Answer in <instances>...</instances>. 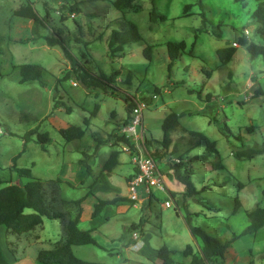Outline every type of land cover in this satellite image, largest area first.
<instances>
[{"label": "rangeland", "instance_id": "374dc122", "mask_svg": "<svg viewBox=\"0 0 264 264\" xmlns=\"http://www.w3.org/2000/svg\"><path fill=\"white\" fill-rule=\"evenodd\" d=\"M113 1L0 0V187L10 183L22 185L30 180L11 167V158L19 155L16 167L30 168L32 178L61 179L62 194L71 201L62 210L71 217L79 214L80 228H95L92 236L98 246L74 247L77 257L104 264H158L156 251L164 245L177 250L187 244L196 250L201 246V241L195 240L188 229L186 210L181 205L177 207L169 194L175 192L176 199L181 201L184 188L177 181L170 184L167 180L168 190L155 191L156 199L146 206V196L139 188L137 201L107 205L92 219L96 197L130 199L127 182L134 168L122 145L109 139L112 129L128 117L129 111L121 91L110 94L86 90L70 72V60L60 45L49 44L46 37L61 29L69 37L68 46L76 59L80 60L82 53L93 58L92 64L86 65L90 69L97 64L110 74L123 67L118 77L119 89L134 95L137 101L149 103L142 117L147 139L161 140L165 117L170 112H184L180 124L205 134L215 143L218 154L210 155L207 162L195 159L204 152L199 145H180L178 153L168 160L170 163L183 157L190 161L191 181L198 190L186 200L190 223L210 236L226 240L249 224L245 211L264 207V151L251 154L264 148V58L259 55L251 59L246 46L237 43L241 36L250 42L264 43L256 33L252 16L264 0H135L140 9L124 13L114 7ZM28 2L34 3L42 15L43 6L48 3L45 6L52 19L51 30L36 31L31 20L13 15L16 8ZM74 2L80 11L66 10L62 20L58 8ZM124 20L136 25L142 40L125 46L123 54L112 61L108 38L112 29H122ZM168 41L186 44L170 70ZM146 45H151L150 60L143 54ZM227 46H234L235 53L222 65L217 50ZM23 63L38 64L47 73L41 81L19 83L14 68ZM125 69L133 72L129 88L123 84ZM148 84L159 88L155 98L147 93ZM95 103L99 109L89 118L85 136L88 146L83 149L89 155L85 159L91 167L88 174L80 164L84 158L80 141L67 142L58 130L70 125L83 127V119L89 117ZM250 127L252 130L248 131ZM32 129L36 133L27 140L26 133ZM39 133L47 135L46 143L37 141ZM91 133H95L94 138L89 136ZM179 136L173 134L172 139ZM114 150L122 151L119 164L111 172H103V165ZM238 151L244 153L243 157L236 156ZM211 163L218 166L212 168ZM158 169L164 176L171 171L168 165L158 164ZM99 177L102 191H96L95 197L88 195L80 203L74 202ZM204 186L207 188L203 189ZM235 198L239 199L240 208L233 214ZM165 200L171 201L170 207L164 205ZM140 217L143 222L137 230L143 244L134 251L130 241L132 230L128 227ZM32 235L38 238L16 240L0 225V246L9 264H40L36 261L38 251L50 249L53 242L62 239V220L43 218ZM9 241L15 243V254L8 250ZM174 258L176 262L190 261L180 255ZM220 261L215 264H264V226L232 240Z\"/></svg>", "mask_w": 264, "mask_h": 264}, {"label": "trees", "instance_id": "16d2710c", "mask_svg": "<svg viewBox=\"0 0 264 264\" xmlns=\"http://www.w3.org/2000/svg\"><path fill=\"white\" fill-rule=\"evenodd\" d=\"M135 0H114L112 3L114 7L120 12L124 13L125 10L138 11L140 6L134 3ZM48 4L45 2V5ZM45 9L44 14H40L34 3H26L19 6L13 11V15L22 17L32 21L33 29L36 31L39 28L51 30L52 19L50 12ZM69 10L70 12H79L77 2L63 4L58 8L61 11V19L64 20L62 14L64 11ZM154 12L150 14L152 19ZM252 16L256 22V33L264 42V1L258 3L256 9L253 11ZM161 20H165L164 16H160ZM75 24L81 27L78 21L75 20ZM122 29H112L108 38V49L109 56L112 58L123 54L125 46H130V43L139 42L142 40L141 34L138 32L136 25L129 21L124 20L122 22ZM70 34V33H68ZM49 44H58L63 50L64 56L70 60V72L76 77V80L83 85L88 91L102 90L105 93L115 94L119 91L122 92V99L124 100L125 107L129 111L128 117L120 124L117 123L116 128L112 129L109 134V139L114 141L116 145H130L129 140L122 134L119 133L120 128L126 124L130 119V108L134 106L137 100L134 95H130L126 90L119 89L118 77L121 75L123 67L113 69L110 74L104 73L97 64H94L93 68H88L86 65L92 64L93 58L84 53L81 54L80 60L72 54L69 49V37H66L64 32L59 29L52 32L51 37H46ZM238 44L246 46L251 59L262 55L264 58V43L257 44L247 40L245 36H241L238 39ZM186 44L184 41H168L166 42L167 54L169 57L168 70L171 69L172 64L176 61L182 51H184ZM234 46H227L225 48H219L217 50L218 57L222 65H226L235 53ZM151 45H146L143 49V54L147 60L151 59ZM83 61V62H81ZM94 61V60H93ZM113 61V59H112ZM84 63V64H83ZM18 74V82H30V81H41L46 75L47 71L38 64L23 63L16 65L15 68ZM209 76V73L207 72ZM69 74H67V78ZM121 80V79H119ZM133 82V72L125 69V78L123 84L131 87ZM144 82V81H143ZM147 93L153 95L159 94V88L157 86L147 85ZM146 92V91H145ZM200 94L198 95V97ZM146 97V96H145ZM149 104V103H148ZM99 105L94 104V108L89 112V117L83 119V127L77 125H70L65 128H60L58 132L67 141H80V150L83 154V159L80 160V164L84 165L87 173L91 172L90 165L87 164L85 159L89 158L86 150L88 145L85 140L86 128L90 124V119L96 115ZM184 112L176 113L170 112L164 119L161 128L163 137L161 140H146L147 151L155 158L157 165L169 166L170 172H167L165 180L177 181L184 188L181 193V201L176 199V193L169 191V194L174 199L176 206L181 205L186 210L187 218H185L188 229L195 240L201 241L199 250L194 249L190 244H187L182 250L172 249L167 246H162L156 251V258L158 264H215L221 262L226 249L229 247L232 240L237 239L243 235L254 233L259 228L264 226V207H256L255 209L245 211V215L249 221V224L239 233L233 234L231 239L223 240L220 237L210 236L202 228L193 226L190 223L191 213L188 211V205L186 200L192 198L198 190L191 181L192 171L189 168V160L183 157H177L176 161L169 163V156H173L178 153V146H194L199 145L204 147V152L196 155L195 159L203 162L208 161V157L211 155L218 154L215 148V143L211 141L205 134L197 131L187 130L179 122L180 117ZM113 115V113H112ZM226 128V126H225ZM254 129V127H253ZM252 127L248 128L251 131ZM36 133V129L29 130L26 133L27 140ZM180 134V136L173 140V134ZM90 137L94 138L95 133L89 134ZM190 136V138H188ZM37 141L41 144L48 141L47 135L37 134ZM99 142V141H98ZM263 149H255L251 151V154L262 152ZM122 151L114 150L110 153V156L103 165V172H111L119 164V154ZM243 152H237V157H243ZM19 155H15L11 158V167L14 168L19 176H25L30 178L26 183H10L0 187V225L6 228L8 236H12L16 240L21 237H28L37 239L38 235H32V232L36 228L40 227L43 223V218L49 219H61L62 220V239L53 242L52 248L42 249L38 251L36 261L40 264H104L101 262L88 261L77 257L74 253V247L82 245H95L98 246L95 239L92 236L94 227L82 229L79 226L80 216L77 214L71 217L70 213L65 209L62 210L65 204L71 203L62 194L60 184L63 182L61 179H49L42 181L39 178H32V171L27 167L17 168L15 161ZM218 166V163H211V167ZM223 167V165H222ZM130 176L128 177L129 180ZM1 184V182H0ZM69 184V183H67ZM242 187V184H239ZM207 188V186H204ZM94 196L95 194L90 190L82 197L77 199L76 203L84 201L87 196ZM156 199V195L152 193L146 202L143 201V205L150 204L152 200ZM132 201L127 197H115L113 199H100L96 197V203L94 204L92 211V219H94L101 210L110 204H114L118 201ZM59 207L61 209L59 210ZM240 208V201L238 198L234 200L233 214L238 212ZM178 209L176 208V211ZM143 218L140 217L137 223H131L128 227L129 230L139 229ZM8 250L15 254V243L8 242ZM180 255L183 258H190L189 262L175 261V256ZM0 264H9L4 252L0 246ZM248 264H254L250 261Z\"/></svg>", "mask_w": 264, "mask_h": 264}, {"label": "built area", "instance_id": "2783aa9c", "mask_svg": "<svg viewBox=\"0 0 264 264\" xmlns=\"http://www.w3.org/2000/svg\"><path fill=\"white\" fill-rule=\"evenodd\" d=\"M235 46V43H233ZM73 82V85H76ZM153 98L156 95L152 96ZM149 106L145 101H135L134 106L130 108V119L124 124L119 133L124 135L130 142V145H122V149L130 157V163L134 168L127 182L129 198L133 201L139 199V188L148 198L155 191H167L165 176L158 169L155 158L146 149L147 137L143 125V111ZM141 199L139 202L141 203ZM170 200H165L164 205L171 206ZM131 249L140 250L143 242L138 230H133L130 234Z\"/></svg>", "mask_w": 264, "mask_h": 264}, {"label": "crops", "instance_id": "0c3cea01", "mask_svg": "<svg viewBox=\"0 0 264 264\" xmlns=\"http://www.w3.org/2000/svg\"><path fill=\"white\" fill-rule=\"evenodd\" d=\"M179 148L178 147V151H179ZM82 152V151H81ZM132 172L129 173L128 177L131 175ZM102 180V177H99L96 181H92L91 183H89L88 187L86 188L87 189V192L90 190L91 192H93L94 194H96L97 192L96 191H102V188L100 187V181ZM175 181V180H174ZM168 183L172 184V182L168 181ZM86 194V193H85ZM96 195H94L93 197H95ZM81 220V219H80Z\"/></svg>", "mask_w": 264, "mask_h": 264}]
</instances>
